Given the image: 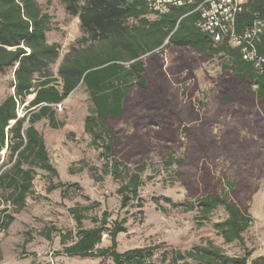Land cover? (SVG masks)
Listing matches in <instances>:
<instances>
[{"label": "trees", "instance_id": "obj_1", "mask_svg": "<svg viewBox=\"0 0 264 264\" xmlns=\"http://www.w3.org/2000/svg\"><path fill=\"white\" fill-rule=\"evenodd\" d=\"M60 1L69 15L78 17L81 37L58 62L59 45L47 40L51 17L38 0H0V73L13 70V90L0 101V152L4 149L11 160L10 170H0V230L6 231L13 213L26 207L37 170L50 176L48 192L67 186L51 179L58 172L35 123L45 118L51 128L62 126L54 105L83 86L91 103L84 133L99 150L104 172L119 182L120 208L134 201V206H143L139 191L155 153L160 159L155 172H166L185 189V210L196 207L202 223L222 207L226 217L213 223L214 230L224 243L244 245L243 233L253 220L250 201L264 181V63L256 69L239 49L214 42L197 28L200 15L193 10L203 0L162 15L149 12L144 0ZM255 17L264 21V0H247L236 30L243 31ZM257 51L264 57V31ZM214 60L220 73L211 107L197 111L191 101L180 106L177 85ZM21 106L24 114L18 116ZM163 200L178 206L168 197ZM153 201L158 204V198ZM67 210L75 223V231L60 233L67 257L149 264L163 247L159 243L118 250L125 218L108 221L104 210L86 227L88 206ZM54 230L45 229V236ZM104 234L110 244L96 247ZM250 256L248 249L229 255L212 241L159 253L161 261L171 264H264V256L249 262Z\"/></svg>", "mask_w": 264, "mask_h": 264}, {"label": "rangeland", "instance_id": "obj_2", "mask_svg": "<svg viewBox=\"0 0 264 264\" xmlns=\"http://www.w3.org/2000/svg\"><path fill=\"white\" fill-rule=\"evenodd\" d=\"M39 4L50 17V30L47 32L49 43L59 45V59L76 45L81 37L79 19L69 15L60 0H38ZM166 62L170 64L171 55H166ZM57 65L53 66L56 75ZM220 70L217 61L202 63L195 71V77L180 82L177 90L179 105L191 101L197 111H204L211 107L210 98L217 89V77ZM13 80V70L6 69L0 73V101L12 92L10 87ZM195 87V88H194ZM29 99V97H27ZM201 103L205 104L202 108ZM26 104V103H25ZM61 107L56 106L57 120L63 122L58 129H51L46 123L42 130L49 136V154L53 164L61 171L62 181L67 185L62 189L63 194L48 193L50 176L40 172L33 179L31 200L26 211L18 216L14 215L15 223L10 234L0 235V252L3 256L1 264H65L58 259L59 250L52 243L39 253L37 258L23 256L25 252L21 240L31 235L39 236L44 226H55L62 231L72 229L75 223L68 213V208L85 205L89 210L85 212L87 219L84 226H92V217H101L106 210L110 217L108 221L125 218V232L118 234V250L148 245L163 244L156 250L154 260L149 264H171V261H161L159 253L163 248L186 250L196 245L212 241L229 255H242L244 249L251 251L250 260L264 256V181L253 194L249 213L252 216L250 227L243 233V244L237 242L226 244L222 237L214 230L213 223L226 217L222 207L215 210L207 221L199 223L198 210H185V189L172 179L166 172H155L160 165L157 154H151L152 163L145 172V183L140 188L142 198L141 208L128 206L120 208V198L116 193L119 182L104 172V160L99 156V150L90 144L89 135L80 130L81 122L91 106L88 93L83 86L78 87L71 95L62 101ZM24 114L23 107L18 108V115ZM131 128H128L130 131ZM149 163V162H148ZM11 160L6 151L0 152V170L8 171ZM66 171L67 176L62 171ZM218 173V171H215ZM57 183L56 177H51ZM60 180V179H59ZM76 184V186L73 185ZM57 193H59L57 191ZM0 195L4 192L0 190ZM163 197H168L178 206L166 203ZM158 198V204L153 201ZM98 203L97 205H93ZM3 208V205L0 206ZM11 211V209H9ZM26 231L30 235H26ZM55 236H53L54 238ZM109 237L105 234L100 245H109ZM101 246V247H102ZM23 251V252H22ZM64 256V255H63ZM74 264H111L104 259L80 261L73 259ZM191 264H198L191 262Z\"/></svg>", "mask_w": 264, "mask_h": 264}, {"label": "built area", "instance_id": "obj_3", "mask_svg": "<svg viewBox=\"0 0 264 264\" xmlns=\"http://www.w3.org/2000/svg\"><path fill=\"white\" fill-rule=\"evenodd\" d=\"M197 0H144L147 10L157 15L168 13L172 7H187ZM247 0H203L193 11L199 13L197 28L213 39L225 43L228 47L239 49L243 60L251 62L260 70L264 57L257 51V44L264 31V21L255 17L252 24L243 31L236 30V18ZM54 106L60 108L61 104ZM105 235V234H104Z\"/></svg>", "mask_w": 264, "mask_h": 264}, {"label": "crops", "instance_id": "obj_4", "mask_svg": "<svg viewBox=\"0 0 264 264\" xmlns=\"http://www.w3.org/2000/svg\"><path fill=\"white\" fill-rule=\"evenodd\" d=\"M74 92V91H73ZM72 92V93H73ZM71 93V94H72ZM70 94V95H71ZM33 96L34 95H30V96H28L29 97V99H31V98H33ZM87 115V114H86ZM85 115V116H86ZM57 116V111L55 110V117ZM84 116V117H85ZM56 119V121L57 122H59L58 120H57V117L55 118ZM83 121H84V118H83V120H82V122H81V125H80V130H82V131H84V128H83ZM60 122H62V121H60ZM44 123H46L47 125H49L48 124V120L47 119H45V118H43V119H41V120H39L38 122H36L35 123V128L41 133V135H42V137H43V139H44V142H45V147H46V150H47V153H48V157H49V161H50V163L55 167V169L57 170V172H58V177H57V179H60V181H62V177H61V171H59V169L53 164V162L51 161V158H50V154H49V143H50V141H49V136L41 129L42 128V126H43V124ZM63 126V125H62ZM50 127V126H49ZM51 128V127H50ZM51 129H54V128H51ZM56 129H58V128H56ZM5 150L3 149L2 150V152H4ZM64 173H65V177L67 176V173H66V171H64V170H62ZM40 172H45V171H43V170H40ZM47 173V172H46ZM48 174V173H47ZM63 182V181H62ZM47 191V190H46ZM57 191L59 192V193H57ZM48 192V191H47ZM48 193H54V194H63V192H62V188H58V189H56V190H52V191H50V192H48ZM30 200H31V197H30V195L29 196H27V198H26V207L21 211V212H19V213H16L18 216H21V214L23 213V212H25L26 211V209H27V207L29 206V202H30ZM15 214L13 213V216H14ZM16 219H15V217H14V221H15ZM12 222L11 223V225L9 226V228L6 230V231H2V230H0V235L1 236H5V235H8V234H10V232H11V230H13V223H15V222ZM49 227H54L56 230H54V231H52L51 232V234H50V237L49 238H47L46 236H45V229H47V228H49ZM60 228H58V227H55V226H52V225H49V226H44L43 227V230L42 231H39V236H36L35 234L34 235H30V233H28L27 231H26V235H30L29 237L30 238H28V237H23L22 238V240H21V245H23V247H24V253L22 254L23 256H25V255H29V257H34L33 259H35V258H37V256H38V254L39 253H42L43 251H44V249H46V248H48L49 247V244H53V245H55L56 247L55 248H57V249H59V250H62L63 249V245L60 243V233H64L65 231H62V230H60ZM53 236H55L54 238H53ZM24 240H26V243L24 244ZM101 244V243H100ZM100 244H98L96 247H100L101 248V246L102 245H100ZM106 246H108V245H103L102 247H106ZM23 252V251H22ZM58 254V256H57V258L58 259H61V262H63V263H65V264H74L73 262H72V260L73 259H75V260H80V261H86V260H90V261H92V259H94V260H99V261H102V260H104V259H107V261L108 262H110L111 264H112V262H111V260L109 259V258H80V257H67V256H65L64 254H63V252L61 251V252H59V253H57ZM0 255H1V261H0V264H1V262H2V260H3V256H2V254H1V252H0ZM64 255V256H63Z\"/></svg>", "mask_w": 264, "mask_h": 264}, {"label": "water", "instance_id": "obj_5", "mask_svg": "<svg viewBox=\"0 0 264 264\" xmlns=\"http://www.w3.org/2000/svg\"><path fill=\"white\" fill-rule=\"evenodd\" d=\"M13 90V89H12ZM19 116V115H18Z\"/></svg>", "mask_w": 264, "mask_h": 264}]
</instances>
